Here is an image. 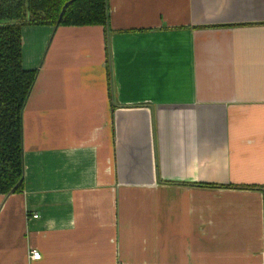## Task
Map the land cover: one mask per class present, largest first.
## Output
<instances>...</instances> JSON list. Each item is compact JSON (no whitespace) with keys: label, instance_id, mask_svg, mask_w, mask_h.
Wrapping results in <instances>:
<instances>
[{"label":"crops","instance_id":"crops-1","mask_svg":"<svg viewBox=\"0 0 264 264\" xmlns=\"http://www.w3.org/2000/svg\"><path fill=\"white\" fill-rule=\"evenodd\" d=\"M107 6L106 27L21 29L37 75L0 264H264V0Z\"/></svg>","mask_w":264,"mask_h":264},{"label":"trees","instance_id":"trees-1","mask_svg":"<svg viewBox=\"0 0 264 264\" xmlns=\"http://www.w3.org/2000/svg\"><path fill=\"white\" fill-rule=\"evenodd\" d=\"M107 24V0H0V195L23 188L22 111L37 72L22 68V27Z\"/></svg>","mask_w":264,"mask_h":264},{"label":"built area","instance_id":"built-area-1","mask_svg":"<svg viewBox=\"0 0 264 264\" xmlns=\"http://www.w3.org/2000/svg\"><path fill=\"white\" fill-rule=\"evenodd\" d=\"M29 258L32 261H38L41 258V255L36 250H32L29 253Z\"/></svg>","mask_w":264,"mask_h":264},{"label":"water","instance_id":"water-1","mask_svg":"<svg viewBox=\"0 0 264 264\" xmlns=\"http://www.w3.org/2000/svg\"><path fill=\"white\" fill-rule=\"evenodd\" d=\"M57 26V25H56Z\"/></svg>","mask_w":264,"mask_h":264}]
</instances>
